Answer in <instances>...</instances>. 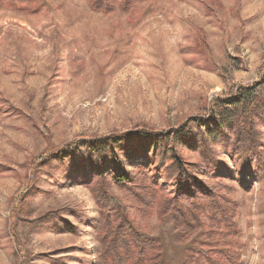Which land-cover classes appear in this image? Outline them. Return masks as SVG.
I'll use <instances>...</instances> for the list:
<instances>
[{
	"label": "rangeland",
	"instance_id": "rangeland-1",
	"mask_svg": "<svg viewBox=\"0 0 264 264\" xmlns=\"http://www.w3.org/2000/svg\"><path fill=\"white\" fill-rule=\"evenodd\" d=\"M94 1L0 0V264H112L100 240L120 220L106 209L110 196L158 241L163 259L153 264H179L188 250V264H223L221 251L237 264H264V0H132L127 10L101 0L111 5L106 13ZM244 92L248 100L234 104L236 116L212 139L218 113H227L220 102ZM182 128L196 144L173 146L174 157L209 189L191 200L170 184L155 203L136 187L110 183L105 193L68 173L84 149L63 162L54 156L101 138ZM237 144L256 152L258 167L245 178ZM213 158L220 168L208 176ZM94 189L105 194L99 201ZM207 196L220 211L198 212L186 235L172 215H157L169 199L191 208L207 206Z\"/></svg>",
	"mask_w": 264,
	"mask_h": 264
},
{
	"label": "trees",
	"instance_id": "trees-1",
	"mask_svg": "<svg viewBox=\"0 0 264 264\" xmlns=\"http://www.w3.org/2000/svg\"><path fill=\"white\" fill-rule=\"evenodd\" d=\"M121 1L124 3L122 4V10H127L132 0ZM139 1L142 0H135V2ZM94 4L95 10L102 9L105 13L111 11V5H104L101 0H95ZM248 97L245 93V95H242V100L237 99L231 104L220 102L221 106H224L220 108L227 110V113H218V121L214 125V129L209 131L212 139H217L229 117L236 116L235 108L231 109L234 104L238 106L240 102L245 103ZM244 113H246L245 110ZM164 135L167 134L159 136L154 133H135L125 134L120 137L101 138L92 143L82 144L81 147L72 146L65 148L54 156L63 162L68 154L74 155L80 152L81 149H84L87 156L83 157L80 160L81 162L77 161L74 165L70 166L71 168L68 173L69 175H83L80 181L87 185L103 184L101 189L105 190L103 191L105 193L108 192L106 186L110 183L119 187H130L132 189L136 187L141 191L137 194L139 198L155 203L158 199V194L160 195L162 192L158 189L163 188V185L166 184H170L171 188H174L175 192H178L183 200H188L189 198L186 196L192 194V192L201 191L203 194L208 192L209 189L204 184H196V179L184 169L183 163L174 157V150L172 149L173 146H178L181 142L185 141L195 145L196 137L189 139L190 135L186 133L184 128L165 137ZM136 143L139 144L135 146ZM235 147H237L235 154L240 155L239 163L241 166H239V173L245 178L246 175L253 174L252 169H257L258 167L252 165L253 162L251 161L252 157H256V152L252 147L247 148L243 146L239 148V144ZM207 164L209 166H207L205 171L208 173V176L216 175L217 170L220 168V161L217 158H213L210 161L207 160ZM127 168L130 169L128 170ZM143 179H148L149 184H144ZM92 192L97 201L104 194L95 189ZM204 199L209 202L207 206H195L191 202V208H184V206L177 203L173 204L171 202L172 199H169L167 203H161L162 206L159 205L157 207V215L159 218L162 215L165 216V214L172 215L173 217H171L175 219L174 222L178 223L179 228L184 231L183 235H186L188 231L186 228H189L190 225H198V212L208 210L220 211L217 205L213 204L209 196ZM108 205L109 207L106 209L110 210L111 213L118 214L120 220L115 225H113V221H110L105 228V234L103 233V237L100 239L101 244L104 243L103 249L107 255L104 256L102 253L104 261L112 264H123L125 262L128 264H153V259H163L158 253V249H160L158 241L154 244L151 239L144 237L142 233L133 227L132 222L126 217L118 200L110 196L108 197ZM181 213L185 214V216L183 215V220H179V214ZM227 215L229 214L227 213ZM221 220L219 219L217 222ZM126 238L130 242L126 241ZM180 238L182 237L180 236ZM217 243L215 242V244ZM144 245H147L145 248L148 249V253L146 254L143 251L145 249H143ZM212 250L216 249L212 248ZM195 254L191 253V257L195 258ZM204 259L207 260V264H220L219 260L214 257H205ZM218 259L223 260V264H237V259H233L230 253L226 251H221ZM189 261L190 250L186 252L179 264H188ZM161 264H164V262L161 261Z\"/></svg>",
	"mask_w": 264,
	"mask_h": 264
}]
</instances>
